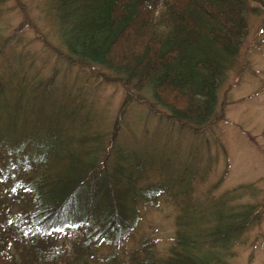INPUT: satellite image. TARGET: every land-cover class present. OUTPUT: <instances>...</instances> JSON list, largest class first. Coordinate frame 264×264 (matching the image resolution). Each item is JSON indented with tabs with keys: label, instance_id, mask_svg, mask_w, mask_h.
I'll return each mask as SVG.
<instances>
[{
	"label": "rangeland",
	"instance_id": "obj_1",
	"mask_svg": "<svg viewBox=\"0 0 264 264\" xmlns=\"http://www.w3.org/2000/svg\"><path fill=\"white\" fill-rule=\"evenodd\" d=\"M57 1L0 0V166L34 159L33 145L48 176L94 155L117 175V189L144 193L136 223L119 236L108 231L95 249L86 251L91 232L79 224L61 228L70 264H136L133 251L146 240L163 261L179 249V231L194 232L200 254L210 247L220 264H264V0L246 13L248 32L221 79L215 114L198 127L174 118L154 83L138 89L125 72L75 60ZM35 175L43 173L21 179L31 184ZM219 220L238 226L225 245L210 237Z\"/></svg>",
	"mask_w": 264,
	"mask_h": 264
},
{
	"label": "trees",
	"instance_id": "obj_2",
	"mask_svg": "<svg viewBox=\"0 0 264 264\" xmlns=\"http://www.w3.org/2000/svg\"><path fill=\"white\" fill-rule=\"evenodd\" d=\"M57 2L60 30L75 60L125 72L128 78L123 79L124 83L135 81L138 89L154 83L158 100L171 108L172 116L198 127L215 114L221 79L248 32L246 13L256 12L263 0ZM25 145H18L17 151ZM32 147L36 149L34 159L0 166V264H70L73 253L57 240L60 229L67 224L82 221L84 227L87 222L103 223L107 233L136 223L135 202L143 190L139 193L130 188L124 193L117 189V175L105 174L101 160L94 155L86 161L73 162L60 176H48L47 158L37 161L38 147ZM29 161L34 163V171L27 170ZM22 163L24 170L20 173ZM39 171L43 176L35 175L38 179L31 184L30 179H21ZM26 190L33 193L29 199ZM118 191L119 198L131 203V207L118 199ZM15 205L19 206L16 211ZM237 228L231 224L229 229V222L220 221L210 237L225 245L232 240L230 232ZM98 233L99 230L91 232L94 237L91 245H86L87 250L84 246L86 251L106 239ZM177 240L181 250L173 251L163 261L153 259L150 247H145L153 241L146 240L140 250L145 255H134L135 263H221L210 247L197 253L195 240L188 239L185 232L179 231Z\"/></svg>",
	"mask_w": 264,
	"mask_h": 264
},
{
	"label": "bare ground",
	"instance_id": "obj_3",
	"mask_svg": "<svg viewBox=\"0 0 264 264\" xmlns=\"http://www.w3.org/2000/svg\"><path fill=\"white\" fill-rule=\"evenodd\" d=\"M101 165V164H100ZM101 170H103V169H101ZM104 172H105V174H107V173H109V171L107 172L106 170H104ZM112 174H113V172H111ZM116 175V174H115ZM153 187H151L150 189H152ZM154 189H157V188H154ZM149 192V191H148ZM149 194H150V192H149ZM99 201L101 202L102 201V197H100L99 198ZM80 222H82V221H77L76 223H70V224H79ZM85 223H86V221H85ZM97 223V222H96ZM96 223H89V222H87L86 224H85V226L83 227L82 226V224L80 223L79 225L80 226H82V228L83 229H85V230H87L88 231V233H90V232H92V231H94V232H96V230H99V233H98V235L99 234H103V236H107L106 234V232L105 231H103L102 230V226L101 225H99V228H97L96 227ZM98 224H101V223H98ZM68 225V224H67ZM121 232L122 231H119V232H113V233H115L116 234V236H119L120 234H121ZM182 233H184V232H182ZM89 235V234H88ZM91 235V234H90ZM102 236V237H103ZM94 236L93 235H91L90 236V241L92 240V238H93ZM186 237L188 238V239H192L193 241H194V244L196 243V246H197V248H196V251L198 252V253H201L202 251H201V249H200V245H199V240H198V237H196V236H194V232H191V233H189V234H187L186 233ZM177 238H178V236L176 237V246H179L178 245V240H177ZM103 241L101 240V242H98L99 244L98 245H100L101 243H102ZM144 244L145 243H143L141 246H139V247H137L134 251H133V254L134 255H139V252H140V250L142 249V247L144 246ZM63 245V244H62ZM65 246V245H64ZM66 247V246H65ZM145 247H150L149 249H150V254L151 255H153V253H154V250H153V247H152V245L151 246H145ZM180 251L181 250V246H179V249H174L173 251ZM200 251V252H199Z\"/></svg>",
	"mask_w": 264,
	"mask_h": 264
}]
</instances>
